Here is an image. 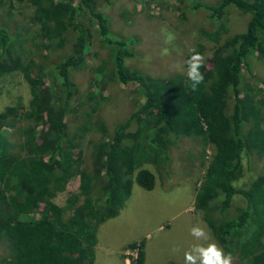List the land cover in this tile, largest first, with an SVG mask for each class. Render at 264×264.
Masks as SVG:
<instances>
[{"label":"trees","instance_id":"1","mask_svg":"<svg viewBox=\"0 0 264 264\" xmlns=\"http://www.w3.org/2000/svg\"><path fill=\"white\" fill-rule=\"evenodd\" d=\"M29 1L47 25L43 39L33 43L35 52L42 50L39 57L25 61L24 40L0 25V80L20 72L30 94L27 106L17 104L10 118L0 115V240L7 247L0 250V264H94L98 226L117 217L132 180L146 191L154 188L155 177L144 167L165 170L171 146L180 138L213 146L195 209L205 210L226 264H264V171L248 188L235 186L243 176V160L264 155V90L242 82L244 71L252 72V53L264 44V0L194 2L192 9L203 8L220 21L208 34L218 43L221 38L216 60L209 68L198 48L188 58L186 75L170 78L126 66L135 56L134 41L116 36L98 11L113 0ZM229 7L248 15L243 29L232 35L221 21ZM90 26L108 49L115 80L136 96L135 110L113 128L95 116L101 102L95 92L89 90L82 100L74 83L90 54ZM63 48L68 51L56 62H45L50 50ZM98 82L104 87L103 80ZM94 128L101 142L86 160L79 140ZM73 177H78V192L61 207L53 198ZM237 196L245 204L229 217ZM143 261L140 241L136 264Z\"/></svg>","mask_w":264,"mask_h":264},{"label":"rangeland","instance_id":"2","mask_svg":"<svg viewBox=\"0 0 264 264\" xmlns=\"http://www.w3.org/2000/svg\"><path fill=\"white\" fill-rule=\"evenodd\" d=\"M216 1L113 0L110 6L100 5L98 11L109 19L111 30L116 36L134 41L135 56L126 61L128 68L138 69L151 77L170 78L186 75L188 58L192 53H198V48H201L200 60L209 68L214 65V52L221 38H218V43L212 41L208 34L215 31L220 21L211 20L206 10L192 9L191 5L194 2L214 4ZM247 18L248 15L243 16L229 7L221 20L228 28L227 35L240 32ZM0 25L24 40L27 53L22 54L25 61L34 58L35 54L40 56L42 50L35 52L33 43L37 44L43 39L47 25L36 18L31 1H3L0 5ZM89 31L92 38L90 54L86 66L74 75V83L82 100L89 90L95 92L101 100L95 116L113 128L135 110L136 96L130 88L115 80L108 63V49L103 47L95 29L90 26ZM222 37L224 39L226 35ZM64 50L66 48L50 50L45 62H56L68 51ZM260 54H264V44H260L252 53V72L245 70L242 78L243 84L253 90H264V86L259 83L260 80L264 81V59L258 58ZM98 78L103 80L104 87ZM45 82L47 86L52 85L49 78ZM29 100V88L20 72H11L1 78L2 117L13 115L17 104L27 106ZM76 124L77 120L72 115L69 120L71 130ZM8 132L5 134L8 135ZM10 139L17 143L16 138ZM79 141L81 155L87 160L92 146L101 142L100 133L94 128ZM171 147L170 160L164 164L165 170L159 166L144 167L155 177L154 188L146 191L132 180L131 193L124 203L125 209L123 211L122 208L117 215L121 219H109L98 226L96 264H136L140 241L143 242V264L145 261L146 264L227 263L206 223L205 210L195 209V196L211 159L213 146L203 144L199 138H180ZM242 163L243 176L235 182V186L246 189L264 171V155L254 157L250 163L244 159ZM78 182V177H73L67 188L53 198V202L66 207L68 198L78 192ZM244 204L242 197H235L229 217L234 216ZM120 223L122 225L119 227ZM125 233H128L127 237H124ZM131 244L135 246L130 248ZM0 250L7 251L4 240H0Z\"/></svg>","mask_w":264,"mask_h":264},{"label":"crops","instance_id":"3","mask_svg":"<svg viewBox=\"0 0 264 264\" xmlns=\"http://www.w3.org/2000/svg\"><path fill=\"white\" fill-rule=\"evenodd\" d=\"M124 209H125V207H123V211H124ZM124 213V212H123ZM116 219H121L119 216L118 217H115ZM112 219H114V218H112ZM124 220V219H123ZM122 223H123V221H122ZM122 223H120V225H119V227L122 225ZM124 235V237H127L128 236V233H125V234H123ZM98 243H99V239H98V236H97V243H96V245H98ZM96 246H95V251H94V253H97V251H96ZM109 251V250H108ZM108 251H106V252H108ZM95 255V254H94ZM95 258L97 259V256H95ZM146 258H147V255H146ZM94 264H96L95 263V260H94ZM145 264H146V261H145Z\"/></svg>","mask_w":264,"mask_h":264}]
</instances>
